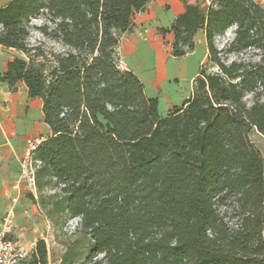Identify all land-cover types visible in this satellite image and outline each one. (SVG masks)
<instances>
[{
    "label": "trees",
    "instance_id": "obj_1",
    "mask_svg": "<svg viewBox=\"0 0 264 264\" xmlns=\"http://www.w3.org/2000/svg\"><path fill=\"white\" fill-rule=\"evenodd\" d=\"M150 0H10L0 46L21 53L1 76L43 101L52 135L36 152L38 196L52 224L79 217L85 264H264V6L189 4L171 28L172 55L205 30L207 64L168 115L117 47ZM44 16L41 25L32 19ZM38 30L64 49L31 42ZM231 31L225 41L221 39ZM51 189V194L46 191ZM69 254L64 256V263ZM14 264H49L44 238Z\"/></svg>",
    "mask_w": 264,
    "mask_h": 264
},
{
    "label": "crops",
    "instance_id": "obj_2",
    "mask_svg": "<svg viewBox=\"0 0 264 264\" xmlns=\"http://www.w3.org/2000/svg\"><path fill=\"white\" fill-rule=\"evenodd\" d=\"M9 2L0 0V7ZM186 2L205 6L210 0H150L145 10L135 14L134 28L122 33L117 47L119 59L142 80L147 96L159 98L161 116L192 97L194 80L208 60L205 30L196 34L194 51L183 57L172 55L174 33L160 32L161 28H171L185 13ZM20 55L15 49L0 46V231H12L20 241H27V232L36 242L49 230V219L30 193L20 192L13 185L19 178L27 138L46 140L52 131L44 119L42 99L31 97L22 81L12 90L1 80L9 61Z\"/></svg>",
    "mask_w": 264,
    "mask_h": 264
},
{
    "label": "rangeland",
    "instance_id": "obj_3",
    "mask_svg": "<svg viewBox=\"0 0 264 264\" xmlns=\"http://www.w3.org/2000/svg\"><path fill=\"white\" fill-rule=\"evenodd\" d=\"M264 6V0H257ZM33 24L41 25L44 22V16L39 15L32 19ZM231 36V31L227 33L225 37L221 39L222 43ZM31 42L33 44L43 43L44 48L54 49L56 51H62L64 47L55 41L49 40L44 37L38 30L32 31ZM208 68V72H216L217 68L207 64H204ZM252 141L255 146L261 151L264 156V134L254 133L252 135ZM54 191L48 189L47 194H51ZM80 218L74 217L69 218L66 224L62 227L61 225L56 226L50 222V228L44 232L43 237L49 253V264H85V257L90 248L91 242L88 237L81 233L78 227ZM7 237L13 241H19L17 245V252L22 254V257H30L35 250L36 242H34L33 236H28L25 232L24 238L27 241H20L19 235L13 233H7ZM66 254H69V260L64 263L63 259Z\"/></svg>",
    "mask_w": 264,
    "mask_h": 264
},
{
    "label": "built area",
    "instance_id": "obj_4",
    "mask_svg": "<svg viewBox=\"0 0 264 264\" xmlns=\"http://www.w3.org/2000/svg\"><path fill=\"white\" fill-rule=\"evenodd\" d=\"M118 67L126 70L123 60L118 61ZM42 137H29L26 140V149L20 159V173L18 181L13 185L20 192L37 194V170L42 161L36 156V152L43 143ZM16 200V198H14ZM8 231H0V264H14L22 254L17 252L16 243L7 237Z\"/></svg>",
    "mask_w": 264,
    "mask_h": 264
}]
</instances>
